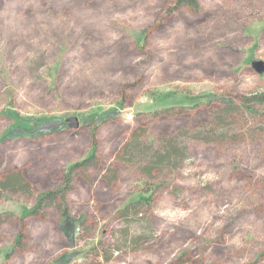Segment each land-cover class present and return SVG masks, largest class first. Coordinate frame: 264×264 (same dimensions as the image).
Here are the masks:
<instances>
[{
    "label": "rangeland",
    "instance_id": "rangeland-1",
    "mask_svg": "<svg viewBox=\"0 0 264 264\" xmlns=\"http://www.w3.org/2000/svg\"><path fill=\"white\" fill-rule=\"evenodd\" d=\"M177 1L0 0V179L32 188L0 198V264H264V104L245 101L264 95L252 64L264 65V0ZM223 102L237 111L210 132L225 136L192 140ZM177 105L200 107L145 114ZM140 126L157 141L182 133L188 158L133 251L117 211L148 186L120 150ZM92 132L97 168L76 175L67 214L31 215Z\"/></svg>",
    "mask_w": 264,
    "mask_h": 264
},
{
    "label": "trees",
    "instance_id": "trees-1",
    "mask_svg": "<svg viewBox=\"0 0 264 264\" xmlns=\"http://www.w3.org/2000/svg\"><path fill=\"white\" fill-rule=\"evenodd\" d=\"M177 4L193 12L198 11L197 0H178ZM245 101L262 105L264 104V95L255 96L251 100L246 99ZM207 105L209 106V104ZM220 106L222 108L221 112L215 113L210 125L205 129L206 131L202 129L203 131L194 132L191 134L192 140L199 138L206 139L203 140L205 142H210L214 139L213 137L225 136V134L220 135L216 132L211 133L210 128L214 125L218 128L222 118L235 113L237 109L230 102H223ZM197 107L200 106L161 107L145 114L152 118L184 116L189 110L197 109ZM183 132L185 134L189 133V131ZM185 137L182 133H178L173 137L157 141L143 126L133 129L128 134L120 150L122 165L135 168L141 177L142 183L147 185L148 188L140 192L139 197L131 199L117 211V218L122 225L120 241H122L124 247H130L133 251H137L138 245L150 239L151 235L149 234H152V228L147 218V212L152 208L153 194L165 185L169 177L188 158V148L183 144V138ZM90 139L91 152L64 171L58 188L46 191L37 198L34 208L31 210V215L35 216L46 208L55 206L61 215L67 214V211H69L67 197L73 190L76 175L97 168V144L94 132L91 133ZM7 194L29 196L32 194V188L20 173L13 172L4 175L0 179V198ZM144 227L147 231L145 239L141 238V231L144 230ZM117 249H120V247L118 246Z\"/></svg>",
    "mask_w": 264,
    "mask_h": 264
},
{
    "label": "water",
    "instance_id": "water-1",
    "mask_svg": "<svg viewBox=\"0 0 264 264\" xmlns=\"http://www.w3.org/2000/svg\"><path fill=\"white\" fill-rule=\"evenodd\" d=\"M252 64L256 68L258 73H261L264 70L263 63H261L259 61H254ZM67 122H68V126L70 128L76 129L78 127V122H77L76 118H70L67 120Z\"/></svg>",
    "mask_w": 264,
    "mask_h": 264
}]
</instances>
